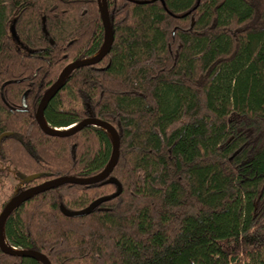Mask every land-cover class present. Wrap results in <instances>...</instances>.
Here are the masks:
<instances>
[{
    "label": "trees",
    "instance_id": "trees-1",
    "mask_svg": "<svg viewBox=\"0 0 264 264\" xmlns=\"http://www.w3.org/2000/svg\"><path fill=\"white\" fill-rule=\"evenodd\" d=\"M142 2V3H141ZM112 47L71 71L44 110L119 135L111 175L19 201L3 234L51 264H264V0H107ZM14 24L19 41L14 40ZM104 44L98 0H0V191L100 174L113 137L42 130L44 93ZM25 94L26 108L22 106ZM121 193L78 217L98 198ZM0 264H41L0 250Z\"/></svg>",
    "mask_w": 264,
    "mask_h": 264
},
{
    "label": "water",
    "instance_id": "water-1",
    "mask_svg": "<svg viewBox=\"0 0 264 264\" xmlns=\"http://www.w3.org/2000/svg\"><path fill=\"white\" fill-rule=\"evenodd\" d=\"M151 1H155V0H150V2ZM98 3H99L100 17H101V21H102L103 28H104V44H103L102 49L91 58H86L83 60H76V61L68 63L61 70L57 80L44 93L40 103L37 106L35 117L37 121L39 122L42 130H44L47 133L58 135V136L73 135L89 125H95V126L102 127V129L109 131L113 137V149H114L113 158L110 161V163L106 166V168L100 174L96 176H91V177L60 176V177L45 181L39 185L27 188L21 191L19 194H17L8 203H6V205L4 206L3 210L0 213V250L7 254H12V255L15 254L19 256L31 257L41 262V264H51L48 257L42 252L34 251V250H28V251L17 250V249H13L12 247H9L6 244V240L3 234V229H4L5 218L8 215V213L12 210V208L15 206L17 202L26 200L32 197L33 195L49 187H52L55 185L67 184V183L79 184V185H89V184H94V183L103 181L111 175L114 167L117 164L118 158H119V135L116 129L109 122L98 120L96 118H85L67 128L53 129V128H50L46 124V121L44 119V110L46 106L48 105L49 101L53 98L55 93L60 89V86L63 83L64 79L67 77V75L74 69H77V68H80L86 65H93V64L100 62L105 57V55L109 53L112 47L113 35L111 32V28L109 26V13H108L107 0H98ZM10 30H11L12 37L14 38V40L18 42L19 39L15 32L14 24L10 26ZM22 106L26 108L25 94H23L22 96ZM114 181L117 183L118 188L111 195L98 198L97 200H94L93 202H91L87 207L79 211H67L62 206H60L62 213L66 216H71V217L84 216L88 214L92 208L100 205L103 202L109 201L117 197L122 191V186L116 179H114Z\"/></svg>",
    "mask_w": 264,
    "mask_h": 264
},
{
    "label": "rangeland",
    "instance_id": "rangeland-1",
    "mask_svg": "<svg viewBox=\"0 0 264 264\" xmlns=\"http://www.w3.org/2000/svg\"><path fill=\"white\" fill-rule=\"evenodd\" d=\"M16 183L17 180H15L12 176L8 177L5 180V187L1 188L2 190L0 191V202H3L5 199L8 198L11 192V187L14 186Z\"/></svg>",
    "mask_w": 264,
    "mask_h": 264
},
{
    "label": "flooded vegetation",
    "instance_id": "flooded-vegetation-1",
    "mask_svg": "<svg viewBox=\"0 0 264 264\" xmlns=\"http://www.w3.org/2000/svg\"><path fill=\"white\" fill-rule=\"evenodd\" d=\"M10 176H12V174H9ZM10 176H8V177H10ZM13 177V176H12ZM14 178V177H13ZM17 185H21V186H23L22 184V182H20V181H17V183H16ZM8 199V198H7ZM7 199H5V200H7ZM1 203V202H0ZM4 208V207H3ZM3 210V209H2Z\"/></svg>",
    "mask_w": 264,
    "mask_h": 264
}]
</instances>
